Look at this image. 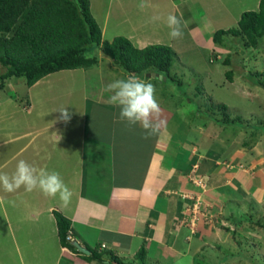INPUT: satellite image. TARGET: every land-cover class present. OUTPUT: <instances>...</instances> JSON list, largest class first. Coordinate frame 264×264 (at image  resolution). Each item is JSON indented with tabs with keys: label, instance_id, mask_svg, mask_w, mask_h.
Instances as JSON below:
<instances>
[{
	"label": "rangeland",
	"instance_id": "rangeland-1",
	"mask_svg": "<svg viewBox=\"0 0 264 264\" xmlns=\"http://www.w3.org/2000/svg\"><path fill=\"white\" fill-rule=\"evenodd\" d=\"M184 1V10H178L172 0H90L105 40L124 35L141 47L138 39L146 35L173 47L177 56L172 74L182 84L146 76L135 79L99 48L92 51L98 63L88 69L60 70L32 86L24 77L6 80L0 90V264L19 261L7 225L8 215L19 212L12 209V201L31 197L45 204L53 179L50 174L46 180L49 169H45L31 181L25 179V187L8 185L11 167L30 151L17 157L15 150L24 139H9L26 127L34 125L37 130L48 120L71 113L67 104L83 99V84L95 88L101 81L166 108L168 121L161 139L173 140L170 162H176V153L185 147L186 165L167 172L169 183L175 186L171 194L182 202L181 217L190 224V244L180 242L182 250L170 252L169 261L164 257L155 260L152 255L134 263L264 264V38L257 47L247 46L243 38L231 34L221 43L213 40L216 30L237 26L242 13L257 10L260 0ZM135 99L129 106L132 112L142 103ZM218 104L226 108L214 106ZM92 106L91 102L90 109ZM225 111L229 124H225ZM103 113L112 116L108 110ZM27 172L35 173L32 166L25 177ZM19 227L23 254L41 246L42 227L31 221Z\"/></svg>",
	"mask_w": 264,
	"mask_h": 264
},
{
	"label": "crops",
	"instance_id": "crops-1",
	"mask_svg": "<svg viewBox=\"0 0 264 264\" xmlns=\"http://www.w3.org/2000/svg\"><path fill=\"white\" fill-rule=\"evenodd\" d=\"M172 1L179 5L178 10H184V0ZM138 40L143 44L141 48L147 46L146 41L149 44L161 42L150 40L146 35ZM83 85L86 87L83 99L67 104L71 113L48 120L37 130L34 125L26 127L21 134L9 139L13 142L24 139L15 150L17 157L30 151L11 167L14 173L9 174L13 176L8 185L25 187L28 184L25 179L31 181L45 169H49L47 181L50 174L53 176L45 204L36 203L31 197L29 202L26 198L12 201V209L17 208L19 212H15L14 217L8 215L7 225L19 253L16 262L130 264V260L138 261L137 253L142 247H145L144 257L153 255L155 260L164 257L169 261L170 252L180 253L185 242L189 246L190 224L182 219L181 199L172 196L175 186L168 180L167 169L178 167L180 170L187 161L184 147L176 153V162H170L173 140L161 139L168 112L137 94L128 93L126 88L116 89L102 81L95 88L87 82ZM133 96L142 102L136 112L129 107ZM107 110L111 117L103 113ZM153 116L162 119L156 121ZM33 131H38V135ZM35 142L38 145L35 146ZM29 165L35 173L27 172L25 177V171H30ZM168 210L170 212L166 213ZM55 211L71 220L73 238L87 247L90 254L94 248L102 252L103 262L62 245ZM28 221L42 227L44 241L23 254L17 227Z\"/></svg>",
	"mask_w": 264,
	"mask_h": 264
},
{
	"label": "trees",
	"instance_id": "trees-1",
	"mask_svg": "<svg viewBox=\"0 0 264 264\" xmlns=\"http://www.w3.org/2000/svg\"><path fill=\"white\" fill-rule=\"evenodd\" d=\"M230 34L243 38L247 46L257 47L264 38V0L257 10L243 12L237 26L216 30L213 40L221 43ZM96 48L132 76L151 79L147 74L156 71L166 75L168 81L182 84L172 74L177 56L173 47L154 43L141 48L124 35L105 40L90 0H0V65L4 68L0 71V90L14 76L24 77L32 86L60 70L90 68L98 63L92 54ZM228 76L232 79V72ZM214 106L226 108L225 104ZM228 115L226 112L225 124L230 122ZM54 213L62 245L103 262L97 248H90V255L79 251L68 239L71 220L59 211ZM137 254L145 261L144 247Z\"/></svg>",
	"mask_w": 264,
	"mask_h": 264
},
{
	"label": "water",
	"instance_id": "water-1",
	"mask_svg": "<svg viewBox=\"0 0 264 264\" xmlns=\"http://www.w3.org/2000/svg\"><path fill=\"white\" fill-rule=\"evenodd\" d=\"M147 75H150L153 78H158V79L163 80V81H166L168 79L166 75L161 74V73L156 72V71L148 73ZM74 245L79 249V251L86 253V254H90V250L87 247L83 246L79 241H77V240L74 241Z\"/></svg>",
	"mask_w": 264,
	"mask_h": 264
},
{
	"label": "built area",
	"instance_id": "built-area-1",
	"mask_svg": "<svg viewBox=\"0 0 264 264\" xmlns=\"http://www.w3.org/2000/svg\"><path fill=\"white\" fill-rule=\"evenodd\" d=\"M68 239H70V240H74V238H73V236H72V234L70 233L69 235H68Z\"/></svg>",
	"mask_w": 264,
	"mask_h": 264
},
{
	"label": "clouds",
	"instance_id": "clouds-1",
	"mask_svg": "<svg viewBox=\"0 0 264 264\" xmlns=\"http://www.w3.org/2000/svg\"><path fill=\"white\" fill-rule=\"evenodd\" d=\"M74 241H76L75 239L73 240V243H74Z\"/></svg>",
	"mask_w": 264,
	"mask_h": 264
}]
</instances>
